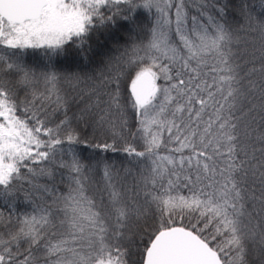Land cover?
<instances>
[{"label":"snow or ice","instance_id":"1","mask_svg":"<svg viewBox=\"0 0 264 264\" xmlns=\"http://www.w3.org/2000/svg\"><path fill=\"white\" fill-rule=\"evenodd\" d=\"M254 9L0 0V264H264Z\"/></svg>","mask_w":264,"mask_h":264},{"label":"trees","instance_id":"2","mask_svg":"<svg viewBox=\"0 0 264 264\" xmlns=\"http://www.w3.org/2000/svg\"><path fill=\"white\" fill-rule=\"evenodd\" d=\"M249 3H252L253 0H248ZM254 11L257 12L258 15H261V16H264V12H260L258 9H254ZM255 34H249V36L247 38L251 39ZM68 70L69 71H77L79 69H77L75 66L73 65H69L68 66ZM85 70H90V69H85ZM77 109H76V106L73 105L72 106V110L70 111V115L72 114V112H75ZM83 148V146H81ZM98 151V150H97ZM83 154L85 156H88V155H91L93 154V149L89 148V149H86L83 151ZM109 157H111L113 160L119 162L120 160L124 159V156L123 154H113V153H108L107 154ZM136 175V169H133V173L132 175H128V176H124V182L128 185V186H131L133 184V180H134V177ZM122 176H123V173H122ZM97 180H100L102 182V174L98 175L96 177ZM0 208H3V210L5 211V213L7 212V208L4 207L3 205H0ZM25 208V205L21 202V203H17L15 205V210L16 211H23Z\"/></svg>","mask_w":264,"mask_h":264}]
</instances>
